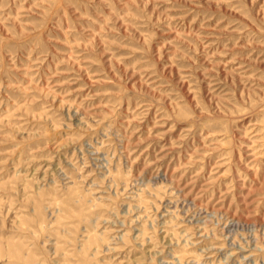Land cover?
<instances>
[{"label": "rangeland", "instance_id": "rangeland-1", "mask_svg": "<svg viewBox=\"0 0 264 264\" xmlns=\"http://www.w3.org/2000/svg\"><path fill=\"white\" fill-rule=\"evenodd\" d=\"M0 264H264V0H0Z\"/></svg>", "mask_w": 264, "mask_h": 264}]
</instances>
